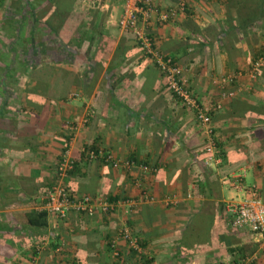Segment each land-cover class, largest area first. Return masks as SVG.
I'll list each match as a JSON object with an SVG mask.
<instances>
[{
  "label": "crops",
  "instance_id": "obj_1",
  "mask_svg": "<svg viewBox=\"0 0 264 264\" xmlns=\"http://www.w3.org/2000/svg\"><path fill=\"white\" fill-rule=\"evenodd\" d=\"M153 7L155 50L180 66L201 104L221 102L219 164L203 166L194 113L120 30L123 0H0V264H264V245L226 210L253 195L264 203V66L249 74L264 59V0ZM227 90L236 93L223 98ZM91 147L100 155L89 160ZM64 154L75 162L65 185L119 202L113 213L45 211ZM42 211L46 225H30L26 214ZM124 227L141 251L119 240L114 256L110 241Z\"/></svg>",
  "mask_w": 264,
  "mask_h": 264
},
{
  "label": "built area",
  "instance_id": "obj_2",
  "mask_svg": "<svg viewBox=\"0 0 264 264\" xmlns=\"http://www.w3.org/2000/svg\"><path fill=\"white\" fill-rule=\"evenodd\" d=\"M180 8L183 10L184 5L180 4ZM154 12L153 0H123V9L118 26L123 33L132 35L143 53L156 62L167 90L180 100L184 108L194 113L195 120L204 137L202 164L206 168H213L219 164L221 157L215 139L212 115L221 110V102L212 105L201 104L193 90L183 79L180 66L175 64L171 58L159 54L155 50L154 41L147 29V23L151 20ZM169 16V13H161L159 20L161 22L167 21ZM263 66L264 59L259 58L254 61L249 70L250 76L255 78ZM238 77V74L222 76L219 82L222 85L233 84ZM235 93L234 90H227L222 92L221 96L229 98L233 97ZM95 151L94 149H85L83 152L90 160L100 155L99 151L97 153ZM106 160H111L114 167L122 166L126 169L138 167L145 173L154 172L153 167L136 164L133 161L114 160L110 156H107ZM74 166L75 162L69 159L66 154L61 156V159L57 162L54 174L55 183L42 196L45 202V211L60 219H66L71 212L88 217H93L98 213H113L119 202L108 201L106 197L100 195L80 194L65 185L64 181L69 172L74 169ZM127 205H130V202H127ZM226 210L231 216V224L234 228H248L264 245V203L260 199L253 195L240 201L231 200L226 203ZM119 240L124 241L129 249L137 252L141 251L138 238L128 228L124 227L110 241L114 256L118 255L116 249Z\"/></svg>",
  "mask_w": 264,
  "mask_h": 264
},
{
  "label": "trees",
  "instance_id": "obj_3",
  "mask_svg": "<svg viewBox=\"0 0 264 264\" xmlns=\"http://www.w3.org/2000/svg\"><path fill=\"white\" fill-rule=\"evenodd\" d=\"M262 2H263V0H262ZM257 75H258V73H257ZM88 149H93V148L91 147V148H88ZM95 152L97 153V151H95ZM82 155L86 156L85 153H83ZM72 171L69 172V174H71ZM108 201L113 202V200L111 198H108ZM26 217H27L28 223L30 225L41 226V227L46 225V212L45 211H42V212H29V213L26 214Z\"/></svg>",
  "mask_w": 264,
  "mask_h": 264
}]
</instances>
